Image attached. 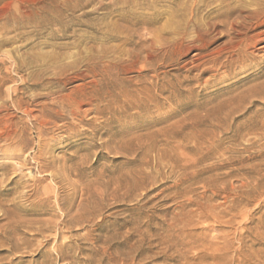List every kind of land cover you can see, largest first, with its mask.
Masks as SVG:
<instances>
[{
	"label": "rangeland",
	"instance_id": "1",
	"mask_svg": "<svg viewBox=\"0 0 264 264\" xmlns=\"http://www.w3.org/2000/svg\"><path fill=\"white\" fill-rule=\"evenodd\" d=\"M154 2L0 0V36L14 30L0 51V264H264V36L235 54L220 30L145 61L124 54L139 34L91 78L43 87L14 71L37 52H86L41 18L19 27L21 9L92 19Z\"/></svg>",
	"mask_w": 264,
	"mask_h": 264
},
{
	"label": "bare ground",
	"instance_id": "2",
	"mask_svg": "<svg viewBox=\"0 0 264 264\" xmlns=\"http://www.w3.org/2000/svg\"><path fill=\"white\" fill-rule=\"evenodd\" d=\"M159 3H163V6L155 11ZM76 8L62 10L51 7L41 11L44 16L31 9L18 12L19 27L41 18V27L55 28H50L49 35L52 37L74 41L82 39L80 41L86 47L85 53L65 54L62 52L64 48L58 47V52H37L22 60L15 58L13 66L16 73L31 69L24 83L27 81L33 86L43 87L48 79L47 74L59 84L72 78L82 79L85 75L91 78L90 74L98 65L102 68L112 65L108 55L120 51L132 37L139 34L145 35V38H139L133 49L124 54L136 59L142 55L145 61H150L151 53L159 49H175L183 53L201 51L212 42V34L221 33L220 30L228 37L224 46L235 54L245 52L264 36V31L250 35L264 27V0H155L140 12L124 10V7L115 5L101 7L105 12L92 19L89 18L91 11L76 15L80 10ZM83 30H89L90 35L84 36L80 32ZM13 31L1 33L0 51L11 41ZM0 64L7 62L0 59ZM45 94L50 95V92ZM55 103L70 106L75 101L58 97Z\"/></svg>",
	"mask_w": 264,
	"mask_h": 264
}]
</instances>
